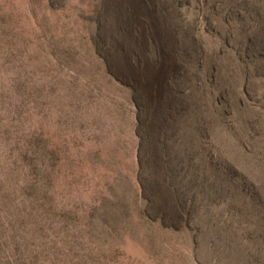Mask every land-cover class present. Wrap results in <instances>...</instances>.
<instances>
[{
	"label": "rangeland",
	"instance_id": "374dc122",
	"mask_svg": "<svg viewBox=\"0 0 264 264\" xmlns=\"http://www.w3.org/2000/svg\"><path fill=\"white\" fill-rule=\"evenodd\" d=\"M0 264H264V0H0Z\"/></svg>",
	"mask_w": 264,
	"mask_h": 264
}]
</instances>
